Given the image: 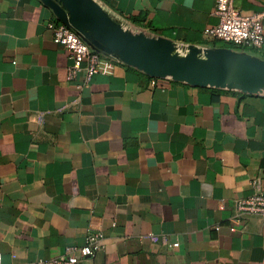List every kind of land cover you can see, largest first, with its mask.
Listing matches in <instances>:
<instances>
[{
	"label": "crops",
	"instance_id": "obj_1",
	"mask_svg": "<svg viewBox=\"0 0 264 264\" xmlns=\"http://www.w3.org/2000/svg\"><path fill=\"white\" fill-rule=\"evenodd\" d=\"M94 1L128 30L218 48L204 37L216 0ZM54 18L43 0H0L1 264L54 260L95 234L103 248L83 264H264L259 218L230 231L235 202L264 186V96L122 64L78 89ZM247 53L264 62V44Z\"/></svg>",
	"mask_w": 264,
	"mask_h": 264
},
{
	"label": "water",
	"instance_id": "obj_2",
	"mask_svg": "<svg viewBox=\"0 0 264 264\" xmlns=\"http://www.w3.org/2000/svg\"><path fill=\"white\" fill-rule=\"evenodd\" d=\"M43 2L91 50L150 78L264 96V62L246 52L224 47L183 50L165 38L117 24L94 0Z\"/></svg>",
	"mask_w": 264,
	"mask_h": 264
},
{
	"label": "built area",
	"instance_id": "obj_3",
	"mask_svg": "<svg viewBox=\"0 0 264 264\" xmlns=\"http://www.w3.org/2000/svg\"><path fill=\"white\" fill-rule=\"evenodd\" d=\"M212 16L217 19V24L205 30L206 40L221 42L236 48L232 50L246 53L247 50L256 51L262 48L264 33L261 22L264 12L243 16L234 6L232 0H216ZM46 27L52 32L55 42L66 50L70 61L66 78L68 82H77L78 89L82 87V83H89L96 75H111L115 66L121 64L115 59L91 50L76 32L55 18L48 22ZM80 78L82 81H79ZM252 185L256 188L255 193L235 202V213L231 218L232 226L230 227L232 232H235L243 218L248 216L257 217L264 224V186L259 188L258 180H254ZM101 242L102 235H90L80 248L68 250L60 258L37 264H83L85 260L93 259L103 248ZM1 263L2 256L0 254Z\"/></svg>",
	"mask_w": 264,
	"mask_h": 264
},
{
	"label": "trees",
	"instance_id": "obj_4",
	"mask_svg": "<svg viewBox=\"0 0 264 264\" xmlns=\"http://www.w3.org/2000/svg\"><path fill=\"white\" fill-rule=\"evenodd\" d=\"M211 45L212 46H219V47H225V48H231V49H236L230 45H227V44H223L221 42H211ZM251 51H254V50H251Z\"/></svg>",
	"mask_w": 264,
	"mask_h": 264
},
{
	"label": "rangeland",
	"instance_id": "obj_5",
	"mask_svg": "<svg viewBox=\"0 0 264 264\" xmlns=\"http://www.w3.org/2000/svg\"><path fill=\"white\" fill-rule=\"evenodd\" d=\"M248 52H250L251 50H247Z\"/></svg>",
	"mask_w": 264,
	"mask_h": 264
}]
</instances>
